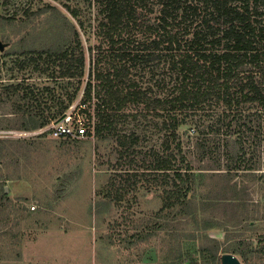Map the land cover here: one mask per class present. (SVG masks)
I'll use <instances>...</instances> for the list:
<instances>
[{"label": "rangeland", "instance_id": "1", "mask_svg": "<svg viewBox=\"0 0 264 264\" xmlns=\"http://www.w3.org/2000/svg\"><path fill=\"white\" fill-rule=\"evenodd\" d=\"M95 24L96 9L87 0H0V81L15 84L28 77L23 83L36 93L54 89L66 104L71 83L39 72L57 69L56 64L42 60L36 70L29 58L33 52L65 48L75 29L86 52V82ZM151 88L158 90L154 84ZM13 93L0 94V264H171L176 242L183 254L178 264H213L215 247L217 257L246 237L256 244L255 232L245 230L242 219L263 211L262 185L257 177L216 174L214 158L201 157L196 149L195 132L184 127L179 132L189 161L201 173L196 190L188 194L190 206L179 215L171 209L157 215L163 187L150 173L141 176L143 170L129 166L115 136L98 138L87 128L80 138H53L46 126L30 128L27 101L20 100L21 92ZM81 95L82 90L70 105L71 115L86 124V115H75ZM38 97L39 116L54 113L55 100ZM89 112L93 115V106ZM160 122L152 116L130 118L117 123L116 131L138 136V152L158 151L164 136ZM191 215L198 216L197 225ZM192 233L200 237L191 240ZM202 248L206 255L198 253ZM243 248L246 260L235 255L241 264H264V257Z\"/></svg>", "mask_w": 264, "mask_h": 264}, {"label": "trees", "instance_id": "2", "mask_svg": "<svg viewBox=\"0 0 264 264\" xmlns=\"http://www.w3.org/2000/svg\"><path fill=\"white\" fill-rule=\"evenodd\" d=\"M87 1L95 6L96 24L89 33L94 43L87 48L90 69L86 82V52L75 29L65 48L33 52L36 55L29 58L36 70H41L42 60L56 64L57 69L39 72L51 80L71 83L66 104L54 89L45 87L36 93L23 83L28 77L15 84L0 81V94L21 92L20 100L27 101L30 128H43L58 119L82 90L75 115L87 116L86 129L91 128L98 138L115 136L119 155L129 157V166L143 170L141 176L150 173L153 182L163 187L157 215L168 209L176 215L186 213L191 200L188 194L196 190L201 177L183 147L179 133L183 127L195 132L194 145L201 157L214 158L216 174L257 177L264 190V0ZM70 12L77 17V11ZM77 23L84 32L83 23ZM153 84L157 91L152 90ZM44 94L50 102L55 100L54 113L47 117L35 110L40 101L37 95ZM92 106L93 115L89 112ZM147 116L161 119L162 150L138 152V136L116 131L117 123ZM262 198L264 203V193ZM191 216L197 225L198 216ZM242 221L245 230L255 232L256 244L249 236L224 253L244 261L245 245L249 253L264 257V209L259 217L246 214ZM199 237L193 234L190 239ZM176 243L171 247L175 250L171 264L183 262ZM217 249L213 264L222 255L216 257ZM206 252L205 248L198 251Z\"/></svg>", "mask_w": 264, "mask_h": 264}, {"label": "built area", "instance_id": "3", "mask_svg": "<svg viewBox=\"0 0 264 264\" xmlns=\"http://www.w3.org/2000/svg\"><path fill=\"white\" fill-rule=\"evenodd\" d=\"M73 106H69L64 112V118L62 121L54 124L51 121L45 128L49 131V134L53 138H80L87 134L85 123L78 118H72ZM48 126V127H47Z\"/></svg>", "mask_w": 264, "mask_h": 264}, {"label": "water", "instance_id": "4", "mask_svg": "<svg viewBox=\"0 0 264 264\" xmlns=\"http://www.w3.org/2000/svg\"><path fill=\"white\" fill-rule=\"evenodd\" d=\"M0 50H2L1 44H0ZM63 118H64V115L60 116L58 119L54 121V124L62 121ZM220 264H241V263L235 255L230 254V253H224L220 257Z\"/></svg>", "mask_w": 264, "mask_h": 264}]
</instances>
